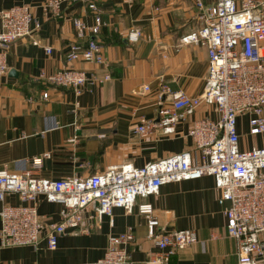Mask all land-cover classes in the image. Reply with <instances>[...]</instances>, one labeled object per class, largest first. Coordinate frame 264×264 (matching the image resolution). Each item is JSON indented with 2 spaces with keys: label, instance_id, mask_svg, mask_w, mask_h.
<instances>
[{
  "label": "crops",
  "instance_id": "crops-1",
  "mask_svg": "<svg viewBox=\"0 0 264 264\" xmlns=\"http://www.w3.org/2000/svg\"><path fill=\"white\" fill-rule=\"evenodd\" d=\"M44 1L0 0V10L27 5L33 17L31 35L9 46L8 71L0 74V168L23 172L32 167L33 157H41L34 174L56 180L89 176L111 165L141 166L194 148L186 132L196 119H217L213 105L199 106L177 125V133L171 137L157 133L142 137L134 130L142 118L156 116V96L164 85L190 96H198L205 88L206 49L185 45L175 50L179 37L200 25L194 0L64 2L56 17L43 10ZM89 1L96 3L103 21L95 39L102 47L104 62H68L70 44H85L76 37L72 19L94 24ZM214 1L203 0L207 5ZM133 28L141 36L132 43L126 36ZM46 47L51 48L49 53ZM67 67L86 73L79 94L40 78L41 73ZM105 74L110 79L98 82ZM43 92H47L46 98ZM249 118V114L237 118L241 150L264 146V132L250 134ZM5 201L21 203L16 194H7ZM141 201L152 204L158 233L194 229L197 234L198 241L173 254L169 264H236V241L226 233L223 205L211 176L163 184L158 194L137 198ZM60 207L41 197L38 213L45 223L57 222ZM129 227L134 235L128 246L131 264H154L147 260L156 249L147 238L146 219L136 208L129 213L114 208L110 217L92 223L87 232L67 229L52 250L46 248L44 236L36 248L0 246V264H93L103 255L108 236ZM261 237L264 239V233ZM260 258L264 261V253Z\"/></svg>",
  "mask_w": 264,
  "mask_h": 264
},
{
  "label": "built area",
  "instance_id": "built-area-1",
  "mask_svg": "<svg viewBox=\"0 0 264 264\" xmlns=\"http://www.w3.org/2000/svg\"><path fill=\"white\" fill-rule=\"evenodd\" d=\"M76 1L85 0H45L41 6L56 17L64 2ZM194 4L200 25L180 36L175 50L185 45L206 49L205 88L198 96H190L164 85L156 96V116L142 118L134 128L142 137L151 133L171 137L176 135L177 125L199 106L213 105L218 118L196 119L186 132L194 148L141 166L111 165L89 176L56 180L34 174L41 166V157H33L32 167L23 172L0 168V246L36 248L44 236L46 248L52 250L67 229L87 232L92 223L100 222L105 215L110 217L114 208L128 213L136 208L146 219L147 238L156 249L147 261L169 264L173 254L198 241L197 234L194 229L158 233L152 204L137 202V198L158 194L166 183L211 176L218 202L223 205L226 233L236 241V264H264L260 258L264 253V146L241 150L237 130L238 116L249 114L250 134L264 132V0H215L209 5L194 0ZM87 7L94 14V24L72 19L76 37L84 39L85 44H70L66 60L101 64L104 55L95 36L103 21L94 1ZM32 22L27 5L0 10V74L8 71L9 46L31 35ZM34 28H39L38 22ZM140 36L141 31L133 28L126 40L133 43ZM45 50L49 53L51 48ZM40 78L49 85L71 87L77 94L87 81L86 73L74 67L41 73ZM109 79L105 74L97 81ZM42 97L46 98L47 92ZM7 194H16L21 203L6 202ZM41 197L61 206L59 221L43 222L38 213ZM133 240L131 227L110 234L103 255L93 264H131L128 246Z\"/></svg>",
  "mask_w": 264,
  "mask_h": 264
},
{
  "label": "water",
  "instance_id": "water-1",
  "mask_svg": "<svg viewBox=\"0 0 264 264\" xmlns=\"http://www.w3.org/2000/svg\"><path fill=\"white\" fill-rule=\"evenodd\" d=\"M12 75H16V72L14 70H11Z\"/></svg>",
  "mask_w": 264,
  "mask_h": 264
},
{
  "label": "rangeland",
  "instance_id": "rangeland-1",
  "mask_svg": "<svg viewBox=\"0 0 264 264\" xmlns=\"http://www.w3.org/2000/svg\"><path fill=\"white\" fill-rule=\"evenodd\" d=\"M26 246V245H25Z\"/></svg>",
  "mask_w": 264,
  "mask_h": 264
}]
</instances>
